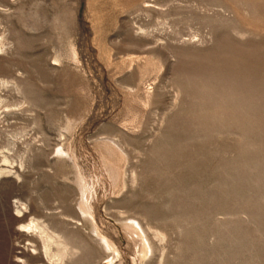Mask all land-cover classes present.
I'll return each instance as SVG.
<instances>
[{
	"label": "rangeland",
	"instance_id": "obj_1",
	"mask_svg": "<svg viewBox=\"0 0 264 264\" xmlns=\"http://www.w3.org/2000/svg\"><path fill=\"white\" fill-rule=\"evenodd\" d=\"M0 264H264V0H0Z\"/></svg>",
	"mask_w": 264,
	"mask_h": 264
},
{
	"label": "bare ground",
	"instance_id": "obj_2",
	"mask_svg": "<svg viewBox=\"0 0 264 264\" xmlns=\"http://www.w3.org/2000/svg\"><path fill=\"white\" fill-rule=\"evenodd\" d=\"M84 205V204H83ZM35 229H38V226H33ZM29 228V227H28ZM106 245V242H105ZM107 246V245H106ZM109 248V247H108ZM62 261V260H61Z\"/></svg>",
	"mask_w": 264,
	"mask_h": 264
}]
</instances>
